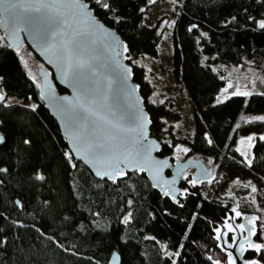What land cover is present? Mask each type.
Wrapping results in <instances>:
<instances>
[{
  "label": "trees",
  "instance_id": "1",
  "mask_svg": "<svg viewBox=\"0 0 264 264\" xmlns=\"http://www.w3.org/2000/svg\"><path fill=\"white\" fill-rule=\"evenodd\" d=\"M85 1L124 41L150 135L161 143L158 154L166 156L175 139L161 142L158 133L168 109L146 102L150 85L142 68L132 64L139 56H156L159 34L142 19L148 0H107L110 10ZM259 20H264L260 0H183L172 38V73L195 111V135L187 143L191 153L210 158L230 179L249 180L264 191V141L258 137L264 135V121L237 127L241 115L264 116V89L216 103L224 81L213 69L247 63L264 73ZM0 77L5 96L35 104L0 103V134L5 137L0 167L9 170L0 173V237L6 241L0 264H109L113 252L120 256L118 264H226L207 220L219 222L222 207L204 201L196 188L184 194L182 203L162 198L135 172L115 182L95 179L80 162L67 158L65 141L38 98L35 79L5 43L0 45ZM249 133L256 135L251 167L234 143ZM26 139L29 145L23 143ZM37 172L43 181L35 179ZM258 259L264 264V249Z\"/></svg>",
  "mask_w": 264,
  "mask_h": 264
},
{
  "label": "water",
  "instance_id": "2",
  "mask_svg": "<svg viewBox=\"0 0 264 264\" xmlns=\"http://www.w3.org/2000/svg\"><path fill=\"white\" fill-rule=\"evenodd\" d=\"M80 2L85 9L75 7L72 0H62L47 15L25 13L29 17L26 22L15 20L5 12V4H0V35L14 52L26 45L42 63L34 78L37 95L74 161L97 180L114 182L109 177L115 176L117 181L127 173L143 174L160 197L182 203L183 189L192 192L186 174L190 172L195 183L201 182L212 178L213 168L199 158L171 161L158 154L161 143L150 135V119L132 79L124 41L96 17L85 0ZM17 26L23 30L13 32ZM69 62L73 72L79 73L77 80L72 79V73L65 75ZM223 213L219 222L206 219L213 225L212 239L225 263L229 264L230 252L235 264L253 260L262 264L259 253L249 248L250 243L262 245L255 239L258 214L243 213L234 205ZM252 217H256L254 222H250ZM247 252L255 255L246 258ZM109 264H118L112 254Z\"/></svg>",
  "mask_w": 264,
  "mask_h": 264
},
{
  "label": "rangeland",
  "instance_id": "3",
  "mask_svg": "<svg viewBox=\"0 0 264 264\" xmlns=\"http://www.w3.org/2000/svg\"><path fill=\"white\" fill-rule=\"evenodd\" d=\"M148 3L149 5L144 9L142 19L145 25L154 27L159 34L156 56L142 55L133 60L132 64L142 68L144 78L150 85L151 91L146 97V102L163 104L168 109V116L161 119L162 127L158 133L161 142L166 141L169 137L175 139L173 144L170 143L171 149L166 156L174 161L183 160L186 157L199 158L206 165L211 166L213 176L205 181L196 183L191 181V183L190 172L187 173L190 189L196 188L204 201L222 208L234 205L242 212H256L259 215L260 239L262 245H264V191L257 188L249 180L230 179L225 171L217 170L216 164L210 158L191 153L187 145V143L193 142L195 135V111L182 84L175 80L172 73V38L183 0H155V2L148 0ZM0 38H2L1 35ZM1 44H4L3 38L0 39ZM17 55L26 72L32 78H35L36 69L42 66L40 60L26 45L20 47ZM213 69L224 81L223 88L216 96V103L227 99L237 91L260 94L264 89V73L247 63L244 65L216 64ZM5 97L3 105L35 107L34 102L30 99L23 101L15 96L7 95ZM260 116L262 115H241L238 124H246V119ZM250 135L254 134L239 135L234 139L236 149L239 148L241 151L247 149L248 159H251V148L249 149L246 143L241 144L240 141L242 139L246 140ZM184 148H187L188 151L181 150ZM238 153L240 154L239 151ZM69 156L71 157L68 153V159ZM241 158L246 161L244 156L241 155ZM253 187L256 188L255 192L252 191ZM165 253L172 255L167 250H165Z\"/></svg>",
  "mask_w": 264,
  "mask_h": 264
},
{
  "label": "snow or ice",
  "instance_id": "4",
  "mask_svg": "<svg viewBox=\"0 0 264 264\" xmlns=\"http://www.w3.org/2000/svg\"><path fill=\"white\" fill-rule=\"evenodd\" d=\"M73 5L79 9H85L86 6L84 4H82L80 2V0H72ZM153 2H155V0H153ZM260 2L264 3V0H260ZM62 3V0H0V4H5V12H7L8 14H10L15 20L17 21H24L26 22L29 17L25 16V13H40L43 15H47L49 12L55 10L57 8L58 5H60ZM95 3L102 7L105 10H110V4L107 2V0H95ZM246 11V10H245ZM51 19V17H49ZM236 17H232V20H235ZM254 18L249 17V20H252ZM256 24L258 26L259 29L264 30V20H259L256 21ZM0 25H3V21H0ZM193 27H196L195 25H193ZM19 30H23L22 28H20L19 26L15 27L13 29V32L19 31ZM191 31V29H189ZM40 35L43 37V32L40 33ZM2 39V38H0ZM126 48V46H125ZM78 67H83V65H78ZM69 73H72V79L73 80H77L79 78V73L78 72H73V66L71 64V62L68 63L66 69H65V75L67 76ZM0 79H2V77H0ZM231 87V85H229ZM251 93L248 92H244L241 93L239 91L235 92L234 95H250ZM5 95L0 92V103H4L5 102ZM252 120H259V121H264V116H260V117H253L250 119H246L245 122L250 123L252 122ZM150 122V121H149ZM240 125L238 124L237 127H239ZM142 135L144 136V139H147V135L146 133H142ZM256 139V137L254 135H250L246 138V140H241L240 143L241 144H247L248 148H252L255 145L253 144V141ZM259 139L261 141H264V135L260 136ZM5 143V137L3 134H0V144ZM23 143L25 145H29L31 142L29 140H24ZM209 144L212 143L211 140L208 141ZM184 152H187L188 149L184 148L181 149ZM237 151L240 152V154L242 156L245 157L246 162L248 163V165L251 167L252 165V161L251 159H248V151L247 149L244 151H241L239 148L236 149ZM69 159H71V157L69 156ZM73 167H75V165H72ZM9 170L7 168L4 167H0V173H6ZM99 174V173H98ZM120 174V173H118ZM104 175H107V173H104ZM110 179H112L115 182L116 177L115 176H111L109 177ZM35 179L36 180H40L43 181L45 179V177L40 174L39 172L36 173L35 175ZM3 183V180L0 179V184ZM193 183H195V181H193ZM252 191L255 192L256 188L253 187ZM19 204V202H17ZM177 203H179V201H177ZM22 207V205H20ZM181 207H183V205H180ZM235 211V210H234ZM131 215V213H129V216ZM237 215H240L239 212H237ZM256 220V217H252V220L250 222H254ZM127 222V219L126 221ZM229 228V230H231V225L227 226ZM241 230H243L244 226L240 225L239 226ZM255 234V233H253ZM216 239H220V236L218 235L216 237ZM6 243V241L0 237V247H2L4 244ZM229 247H231V245H229ZM249 248H252L256 253H261L262 249H264V245H261L259 243L257 244H249ZM241 251H244L243 246H241ZM112 257L113 259H115L116 261L120 260V256L118 253H112ZM228 257H229V264H235V260L232 257V253H228ZM212 258L209 257V260H211ZM251 264H259V262L253 260L251 261Z\"/></svg>",
  "mask_w": 264,
  "mask_h": 264
},
{
  "label": "flooded vegetation",
  "instance_id": "5",
  "mask_svg": "<svg viewBox=\"0 0 264 264\" xmlns=\"http://www.w3.org/2000/svg\"><path fill=\"white\" fill-rule=\"evenodd\" d=\"M187 158V157H186ZM171 161H174V160H172V159H170ZM189 173V172H188ZM185 180H186V183H187V185H188V180H189V177H187V174H186V176H185ZM192 180H191V178H190V182H191ZM193 182V181H192ZM191 182V183H192ZM188 187H189V185H188ZM185 193H190V192H186V190L185 189H183V193H182V197L184 196V194ZM229 206H231V205H229ZM229 206H227V207H229ZM227 207H225V208H227ZM225 208H222L223 210L225 209ZM242 212V211H241ZM251 211H249V212H243V213H250ZM223 213V212H222ZM254 213H256V212H254ZM259 216V215H258ZM225 217V215H224V213H223V216L220 218V220H222L223 218ZM219 220V221H220ZM239 221V220H238ZM259 221V220H258ZM230 237V235H228V238ZM255 239L256 240H258V241H260L261 243H262V241H261V239H260V232H259V227H258V222H257V234L255 235ZM255 254L254 253H251V252H247L246 254H245V257L246 258H251V257H253ZM259 255V254H258Z\"/></svg>",
  "mask_w": 264,
  "mask_h": 264
}]
</instances>
